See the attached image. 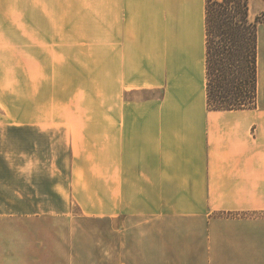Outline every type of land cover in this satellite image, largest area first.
Returning a JSON list of instances; mask_svg holds the SVG:
<instances>
[{
  "label": "crops",
  "instance_id": "0c3cea01",
  "mask_svg": "<svg viewBox=\"0 0 264 264\" xmlns=\"http://www.w3.org/2000/svg\"><path fill=\"white\" fill-rule=\"evenodd\" d=\"M53 6L0 32V264L74 263L77 201L119 264H264V23L256 107L210 110L206 0Z\"/></svg>",
  "mask_w": 264,
  "mask_h": 264
},
{
  "label": "trees",
  "instance_id": "16d2710c",
  "mask_svg": "<svg viewBox=\"0 0 264 264\" xmlns=\"http://www.w3.org/2000/svg\"><path fill=\"white\" fill-rule=\"evenodd\" d=\"M250 0H206V71L210 110L256 107L258 33Z\"/></svg>",
  "mask_w": 264,
  "mask_h": 264
},
{
  "label": "rangeland",
  "instance_id": "374dc122",
  "mask_svg": "<svg viewBox=\"0 0 264 264\" xmlns=\"http://www.w3.org/2000/svg\"><path fill=\"white\" fill-rule=\"evenodd\" d=\"M63 1L67 0H0V32L13 33L16 37L13 41H19L17 38L19 32L26 30V25H28V30H35L34 19H41L42 25V23H46V20L51 22L53 17L56 24H58L62 22V16L56 15L58 8L53 5ZM262 4H264V0L251 1L250 14L252 21H255L258 17L262 18L261 16L264 14V10L261 11ZM63 10H67L66 7H63ZM48 27L51 29L50 23ZM60 30L64 31L61 23ZM12 53L13 55L19 53L14 44ZM81 211V201H77L75 210V261L71 264H119L116 262V243H101L106 235L109 242L110 240L114 241L115 222L102 219L99 216H89ZM124 251L126 252V248Z\"/></svg>",
  "mask_w": 264,
  "mask_h": 264
}]
</instances>
